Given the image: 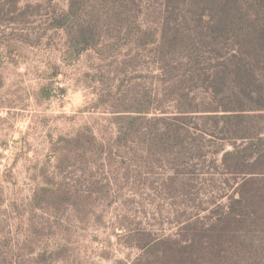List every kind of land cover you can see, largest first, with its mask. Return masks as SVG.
I'll use <instances>...</instances> for the list:
<instances>
[{
  "label": "rangeland",
  "instance_id": "obj_1",
  "mask_svg": "<svg viewBox=\"0 0 264 264\" xmlns=\"http://www.w3.org/2000/svg\"><path fill=\"white\" fill-rule=\"evenodd\" d=\"M70 5L0 0V264H264V158L225 163L216 56L163 69L162 0H87L76 53Z\"/></svg>",
  "mask_w": 264,
  "mask_h": 264
},
{
  "label": "trees",
  "instance_id": "obj_2",
  "mask_svg": "<svg viewBox=\"0 0 264 264\" xmlns=\"http://www.w3.org/2000/svg\"><path fill=\"white\" fill-rule=\"evenodd\" d=\"M162 1L170 14L180 11L178 23L173 26L167 21L161 29L163 69L167 73L175 68L184 69L188 83L194 84L200 76L203 54H214L219 64L210 78L211 112L225 113L220 119L227 125L224 128L227 139L245 143L243 148L227 153L225 163L227 157H233L234 166L241 161L258 164L264 158V128L255 123L242 124L240 119L248 113L264 117V0ZM86 2L71 0L69 13L55 22L57 28L71 26L72 48L76 53L97 41L91 21H86L81 12ZM192 88L179 90L185 100L180 113H192L193 108L183 107L194 101ZM129 136L121 132L120 140L127 141ZM247 151L251 154L245 159L242 154ZM253 154L257 158L249 163ZM218 223L225 224L226 220Z\"/></svg>",
  "mask_w": 264,
  "mask_h": 264
}]
</instances>
